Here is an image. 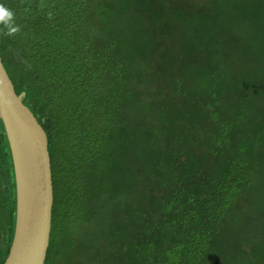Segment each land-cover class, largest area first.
I'll use <instances>...</instances> for the list:
<instances>
[{"label": "trees", "instance_id": "16d2710c", "mask_svg": "<svg viewBox=\"0 0 264 264\" xmlns=\"http://www.w3.org/2000/svg\"><path fill=\"white\" fill-rule=\"evenodd\" d=\"M0 4L20 29L0 24L3 64L48 138L45 264H264V0ZM15 222L0 123V264Z\"/></svg>", "mask_w": 264, "mask_h": 264}, {"label": "water", "instance_id": "95a60500", "mask_svg": "<svg viewBox=\"0 0 264 264\" xmlns=\"http://www.w3.org/2000/svg\"><path fill=\"white\" fill-rule=\"evenodd\" d=\"M0 123L10 148L16 185L15 231L4 264H45L54 206L47 133L17 96L1 53Z\"/></svg>", "mask_w": 264, "mask_h": 264}, {"label": "clouds", "instance_id": "9594fccd", "mask_svg": "<svg viewBox=\"0 0 264 264\" xmlns=\"http://www.w3.org/2000/svg\"><path fill=\"white\" fill-rule=\"evenodd\" d=\"M0 24H3L7 31L5 35H15L19 32V27L14 24V13L3 4H0Z\"/></svg>", "mask_w": 264, "mask_h": 264}, {"label": "rangeland", "instance_id": "374dc122", "mask_svg": "<svg viewBox=\"0 0 264 264\" xmlns=\"http://www.w3.org/2000/svg\"><path fill=\"white\" fill-rule=\"evenodd\" d=\"M221 79H222V78H221ZM194 83H195V81H194ZM222 83H226V81L223 80ZM228 94H229V92H222V91H220V95H221L223 98H227V99H228ZM231 100H232V98L229 99V102H231Z\"/></svg>", "mask_w": 264, "mask_h": 264}]
</instances>
